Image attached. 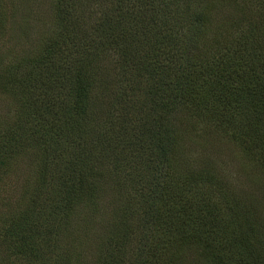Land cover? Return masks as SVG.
Here are the masks:
<instances>
[{"label":"trees","instance_id":"1","mask_svg":"<svg viewBox=\"0 0 264 264\" xmlns=\"http://www.w3.org/2000/svg\"><path fill=\"white\" fill-rule=\"evenodd\" d=\"M55 2L58 26L0 58V180L30 162L23 191L3 201L0 246L40 264H264L248 210L207 168L175 165L203 124L264 170V42L244 31L252 23L240 31L255 40L231 39L217 18L247 14L244 0Z\"/></svg>","mask_w":264,"mask_h":264},{"label":"rangeland","instance_id":"2","mask_svg":"<svg viewBox=\"0 0 264 264\" xmlns=\"http://www.w3.org/2000/svg\"><path fill=\"white\" fill-rule=\"evenodd\" d=\"M244 2L242 7L248 8L247 14H242V8L240 10L237 8L239 11L231 9L238 13L226 8L221 9L217 13L218 24L223 25L226 22L225 25H227L228 22L231 23L233 25L231 39L248 44L249 41L256 39L255 36L242 34L240 29L252 23L251 29H244V31L248 33L254 31L258 34L256 42H264V0H244ZM55 5V0H0V21L5 24L4 36H0V58L2 63H5L10 54L22 51L23 47L27 49L30 44L35 45L38 40L42 41V38L47 36V32L58 26ZM241 16L245 17L242 19ZM26 27L29 31L32 28V34L29 36H26V31H24ZM258 47L264 53V45L258 44ZM18 55L23 54L18 53ZM27 55L28 51L24 50V56ZM115 59V57L105 56L103 60L104 69L107 67L111 69ZM140 81L131 85L134 98L144 92L145 79ZM129 93L132 96V92L129 91ZM3 112L4 105L1 98V117L6 116L2 114ZM203 126V124H198L192 136L190 134L186 136L189 145L188 152H184L183 157L178 159L175 165L182 167L183 170L207 168L213 176L214 182L218 180L225 186V190L229 189V195H234L236 200H233V203L240 209L246 208L248 210L249 220H256L257 229L263 233L261 238L264 243V170L256 165V158L254 160L250 158L248 151L245 149L243 152L241 151L243 147L237 146L234 142H228L218 130L208 136L207 131H203ZM223 133L233 139L228 130ZM208 137L209 140H206ZM189 150L191 153H189ZM29 164L30 162L27 159L13 161L7 174L4 173V177L0 180V230L7 224L6 220L9 219V215H3L6 211L3 201H15L20 192L23 191V186L29 180L26 172ZM30 181L33 182V180ZM218 181L217 183L222 186ZM208 187L214 190L212 183ZM214 200L219 201L216 196H214ZM220 213L224 216L225 214L229 215L227 208H221ZM135 247L144 248L142 245H136ZM146 249L148 250V248ZM59 250L64 251V248L60 247ZM73 250L70 249V251ZM48 252H52V249H48ZM135 254L143 258L147 257L145 249H135ZM53 256L55 262L61 261V258L57 255ZM18 259H22V261H18ZM261 261L263 262L262 259ZM0 264L40 263L38 260L32 259L31 256H13L8 247L1 245ZM224 264L231 263L227 261Z\"/></svg>","mask_w":264,"mask_h":264}]
</instances>
